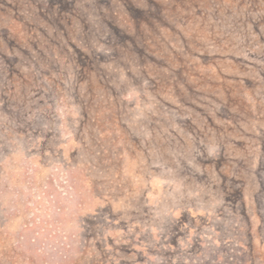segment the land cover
<instances>
[{
  "label": "rangeland",
  "instance_id": "rangeland-1",
  "mask_svg": "<svg viewBox=\"0 0 264 264\" xmlns=\"http://www.w3.org/2000/svg\"><path fill=\"white\" fill-rule=\"evenodd\" d=\"M26 226L36 264H264V0H0V264Z\"/></svg>",
  "mask_w": 264,
  "mask_h": 264
},
{
  "label": "trees",
  "instance_id": "trees-1",
  "mask_svg": "<svg viewBox=\"0 0 264 264\" xmlns=\"http://www.w3.org/2000/svg\"><path fill=\"white\" fill-rule=\"evenodd\" d=\"M76 173H77V169L74 170H69L67 172V179L70 181V183H72L71 187L72 189H74V192L76 193L78 191V180L76 177ZM80 193V200L78 201V207L82 208L85 204V196ZM76 196V195H75ZM32 228L29 226H26L25 228H23V230L20 233V236L22 238V240L20 241L19 245L17 246V248H19L21 250L22 255H24L25 257H27L28 262L30 264H36L38 263V261L41 259H45L46 258V250H42L40 248H38L36 245V243H34L36 241L35 238H31L28 234L29 231ZM63 246L59 247L58 250L55 252L56 256L58 255L59 257V264H64V262H66L70 257H71V253L74 250V246L70 245V244H64L62 242Z\"/></svg>",
  "mask_w": 264,
  "mask_h": 264
}]
</instances>
